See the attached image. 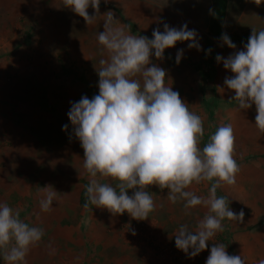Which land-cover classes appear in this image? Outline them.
Wrapping results in <instances>:
<instances>
[{"label":"rangeland","instance_id":"1","mask_svg":"<svg viewBox=\"0 0 264 264\" xmlns=\"http://www.w3.org/2000/svg\"><path fill=\"white\" fill-rule=\"evenodd\" d=\"M18 1L29 20L0 27V264H264L233 248L264 205L237 203L252 161L211 143L198 60L150 53L102 0ZM114 26L123 59L105 57Z\"/></svg>","mask_w":264,"mask_h":264},{"label":"crops","instance_id":"2","mask_svg":"<svg viewBox=\"0 0 264 264\" xmlns=\"http://www.w3.org/2000/svg\"><path fill=\"white\" fill-rule=\"evenodd\" d=\"M102 1L109 6V11L119 12L120 21L130 27L127 31L130 36H145L149 43H158L157 50L150 45L147 49L150 53L158 55L160 51L161 57L172 60H198L200 92L204 95L200 102L209 109L210 119L215 117L209 136L217 132L230 134L231 140L241 142L239 149L246 151L241 153L242 157L252 161V165L246 167L247 176L239 181V187L245 188L246 193H240L239 198L243 200L237 203L264 205V0H230L226 5L221 35H247L251 41L245 45L229 42L210 32L214 0ZM28 5L18 0H0V27L12 28L17 21L25 24V18H30ZM37 10L43 9L35 7L34 11ZM114 19L112 16L111 20ZM33 24L30 23L28 29ZM93 25L86 28L85 40L91 47L96 41ZM113 30L110 29L109 38L103 40L104 52L108 53L105 57L123 59L127 48L118 41L120 28L114 26ZM104 34H107L105 28ZM2 35L0 33V37ZM106 45L109 46L106 48ZM132 54L125 57L136 58ZM209 90L215 93L208 96L205 93ZM211 99H215L214 105L209 104ZM210 107H214V111ZM231 194L233 199L235 192ZM249 219L251 224L231 235L233 248L247 257L252 252L256 259H264V211ZM257 251L262 252V256L257 255Z\"/></svg>","mask_w":264,"mask_h":264},{"label":"trees","instance_id":"3","mask_svg":"<svg viewBox=\"0 0 264 264\" xmlns=\"http://www.w3.org/2000/svg\"><path fill=\"white\" fill-rule=\"evenodd\" d=\"M215 8H214V13L213 16L211 18L210 21V32L216 36H220L222 33V25H223V18H224V13H225V4L226 1L223 0H214ZM219 3H223L224 6H222L221 10L218 9V4ZM223 38L227 39V41L232 42V43H236V44H241V45H245L248 44L251 39L246 35V36H230V37H226V35H221ZM94 99L97 97V94H92L91 93V98ZM149 125V124H147ZM145 126V124L143 125ZM214 140V136L211 135V143H213ZM203 158L205 159H210V155H209V150H207V147L204 146V152L201 153V155ZM209 163L212 165V168H216L215 165H213L214 161L210 159ZM93 195L90 192V190L88 189V187L86 185H84V187L81 189V191L79 192V197H78V203L80 205V207L86 208V209H91L93 207ZM221 219V217L219 218ZM251 229V227H250ZM217 233H219V235L217 236L218 241L223 245L225 244V238L222 234V231L220 229V231H218Z\"/></svg>","mask_w":264,"mask_h":264}]
</instances>
